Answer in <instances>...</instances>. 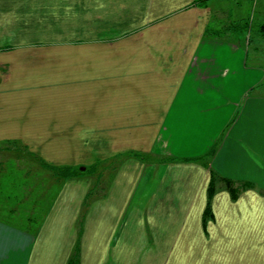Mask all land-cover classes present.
I'll use <instances>...</instances> for the list:
<instances>
[{"label":"crops","instance_id":"crops-1","mask_svg":"<svg viewBox=\"0 0 264 264\" xmlns=\"http://www.w3.org/2000/svg\"><path fill=\"white\" fill-rule=\"evenodd\" d=\"M233 8L0 0V74L60 78L6 93L50 118L1 104L0 142L29 139L22 147L50 171L84 161L98 170L90 181L53 174L60 192L42 213L30 206L31 225L13 218L33 197L7 198L0 264H70L77 246V264H264V21L254 29L255 15ZM55 121L73 124L56 135ZM52 137L73 141H33Z\"/></svg>","mask_w":264,"mask_h":264},{"label":"rangeland","instance_id":"rangeland-1","mask_svg":"<svg viewBox=\"0 0 264 264\" xmlns=\"http://www.w3.org/2000/svg\"><path fill=\"white\" fill-rule=\"evenodd\" d=\"M228 6H233L234 10L239 14L241 17H250L251 14L253 13L256 17V23L254 26V29H258L257 22L261 23L264 21V0H237V1H232V0H226ZM225 2V1H224ZM230 3V4H229ZM239 8V9H238ZM240 17V18H241ZM256 32V31H255ZM60 78L57 75H25L22 78V82L19 81H10V79L7 80L6 74L2 75L0 74V106L1 104H6L8 107L11 105L12 109H10V113L12 115L16 116H23L26 117L28 120H33V119H48L50 116L47 113H43L44 115H37L39 112L34 111L33 109L28 108V107H22L19 108L15 104H13L10 100H8L6 97V93H11L15 95H21L22 91L25 89L26 94H32L34 91L39 90L41 91L43 88L45 89V85H49L50 83H57L59 82ZM34 89V91H33ZM4 93V94H3ZM3 94V95H2ZM32 95H28L25 99L28 103L33 102L37 100L36 98L32 97ZM25 101V100H24ZM25 103V102H24ZM4 113L6 114V110H4ZM57 115V114H53ZM56 120L59 119V116L54 117ZM65 124V125H64ZM73 124V123H72ZM71 123H62L55 121L50 127L52 130V134L59 135V131L62 132V128L65 126H71ZM48 127H41V130H46L50 131ZM49 133V132H48ZM29 139H18L15 142H10V141H5V142H0V174L2 177H4V181H0V184H2L0 188V205L3 204L5 208H8L9 206V200L7 201V198L10 199L12 196V201H17L22 198H26V196H31L32 199L35 201H28L25 203H20V207L22 211L25 213H22L18 215L19 217L17 220H15L14 216V221H16L15 224H20V225H26V224H32L31 223V215H29L27 210H32V209H37L42 213L43 211H46L47 205L49 201H51L49 198H54L56 194L60 192V185L62 186V181H56L57 179L53 178L55 173L53 171V168H63L58 165L51 166L52 171H50L49 163H44V159H42L41 156L38 155L32 156L31 154L28 153L25 147H22V144L20 141H25ZM70 141V143L73 141V139H67V138H62V137H55V138H46V139H33V141L40 142L41 146L47 147V144H51L54 142H60L62 143L63 141ZM44 141V142H41ZM89 143V148L86 149L87 152L90 151V139L87 140ZM48 148V147H47ZM57 153H52V156H56ZM90 156V155H88ZM86 157V155H84ZM43 161V162H42ZM144 162H149L148 160H145ZM153 161H150L152 163ZM83 166H78L77 169L76 167L72 166H66L65 168L68 169V171L71 173H75L76 175H80V178H82L84 181H90L92 175H96V170L95 166L89 165L90 162L84 161ZM44 167H47L45 169ZM64 168V169H65ZM70 168V170H69ZM54 174V175H53ZM24 176V179L26 178L28 181H6L5 179L9 178H22ZM67 180V179H65ZM17 183V184H16ZM16 184V185H13ZM91 188V187H90ZM141 188V186H139ZM31 206V208H30ZM36 211V212H38ZM35 212V213H36ZM20 213V211H19ZM39 213V212H38ZM2 215V214H0ZM5 217H9L8 214H3ZM29 215V216H28ZM37 215V214H36ZM17 217V215H16ZM12 222V221H11ZM37 222V218L36 221ZM35 224V223H34ZM39 222L36 224L38 225Z\"/></svg>","mask_w":264,"mask_h":264},{"label":"trees","instance_id":"trees-1","mask_svg":"<svg viewBox=\"0 0 264 264\" xmlns=\"http://www.w3.org/2000/svg\"><path fill=\"white\" fill-rule=\"evenodd\" d=\"M70 170V168H69ZM53 171L55 173V175L57 176V178H60V179H73V178H76L78 175H76L75 173H70L68 171L67 168H56L54 169L53 168ZM227 184H231L229 181H227ZM209 196L210 198L214 195V193L216 192V187H215V181H212L211 182V186H210V189H209ZM79 261V246L76 247V254L74 255L72 261L70 260V264H77Z\"/></svg>","mask_w":264,"mask_h":264}]
</instances>
